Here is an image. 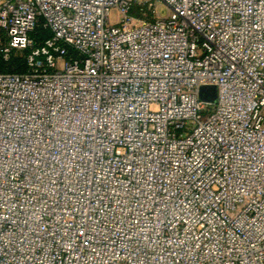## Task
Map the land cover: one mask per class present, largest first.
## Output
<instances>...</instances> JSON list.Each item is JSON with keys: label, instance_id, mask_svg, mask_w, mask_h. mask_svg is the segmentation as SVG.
I'll list each match as a JSON object with an SVG mask.
<instances>
[{"label": "built area", "instance_id": "2783aa9c", "mask_svg": "<svg viewBox=\"0 0 264 264\" xmlns=\"http://www.w3.org/2000/svg\"><path fill=\"white\" fill-rule=\"evenodd\" d=\"M14 57L0 264H264V0H0Z\"/></svg>", "mask_w": 264, "mask_h": 264}, {"label": "trees", "instance_id": "16d2710c", "mask_svg": "<svg viewBox=\"0 0 264 264\" xmlns=\"http://www.w3.org/2000/svg\"><path fill=\"white\" fill-rule=\"evenodd\" d=\"M45 35V33L39 32V37ZM9 68H12L15 73H22L25 70V64L22 57H14L9 61Z\"/></svg>", "mask_w": 264, "mask_h": 264}, {"label": "rangeland", "instance_id": "374dc122", "mask_svg": "<svg viewBox=\"0 0 264 264\" xmlns=\"http://www.w3.org/2000/svg\"><path fill=\"white\" fill-rule=\"evenodd\" d=\"M158 12H159V14H160L161 16H165V15H167V10H166V8H165L164 6H159ZM70 54H71V53H70ZM9 65H10V63H3V62L1 61V59H0V67H1V68H9ZM201 91H202V92H203V91H206L207 94H208V97H209V98H211L212 100L215 99V94H214V92H213V90H212L211 87H202V88H201Z\"/></svg>", "mask_w": 264, "mask_h": 264}, {"label": "water", "instance_id": "95a60500", "mask_svg": "<svg viewBox=\"0 0 264 264\" xmlns=\"http://www.w3.org/2000/svg\"><path fill=\"white\" fill-rule=\"evenodd\" d=\"M211 88H212V90H213V92H214V94H215V88H214V87H211ZM200 97H201V98H204V95L201 94ZM210 99H211V98H210ZM211 100H212V99H211Z\"/></svg>", "mask_w": 264, "mask_h": 264}]
</instances>
